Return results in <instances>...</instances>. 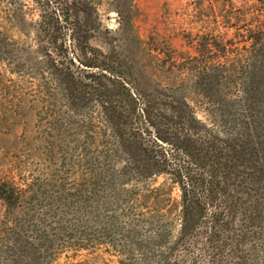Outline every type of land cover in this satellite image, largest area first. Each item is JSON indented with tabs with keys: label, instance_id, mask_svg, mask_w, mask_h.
<instances>
[{
	"label": "rangeland",
	"instance_id": "1",
	"mask_svg": "<svg viewBox=\"0 0 264 264\" xmlns=\"http://www.w3.org/2000/svg\"><path fill=\"white\" fill-rule=\"evenodd\" d=\"M256 5L0 0V264H264Z\"/></svg>",
	"mask_w": 264,
	"mask_h": 264
},
{
	"label": "trees",
	"instance_id": "2",
	"mask_svg": "<svg viewBox=\"0 0 264 264\" xmlns=\"http://www.w3.org/2000/svg\"><path fill=\"white\" fill-rule=\"evenodd\" d=\"M264 13V0H257V5L255 6V9H253V12H248L247 15L252 17L256 14L257 19H260V17L263 18ZM258 24V23H256ZM246 32H248V36H243L244 39H246V43L249 42V49L250 52L247 54L246 58L252 62L253 58H260L264 57V25L262 26L257 25L249 28ZM249 68L248 70L254 71V67L250 66L249 64L247 66ZM247 68L245 70H247ZM262 77L264 79V69L261 71ZM254 73V72H253ZM2 188H0V200L5 208H12L11 211H14L17 208V205L22 200L20 194L15 191V188H13L10 184L3 183ZM186 200V199H185ZM7 208V209H8Z\"/></svg>",
	"mask_w": 264,
	"mask_h": 264
},
{
	"label": "water",
	"instance_id": "3",
	"mask_svg": "<svg viewBox=\"0 0 264 264\" xmlns=\"http://www.w3.org/2000/svg\"><path fill=\"white\" fill-rule=\"evenodd\" d=\"M111 21V23H114V20H110Z\"/></svg>",
	"mask_w": 264,
	"mask_h": 264
}]
</instances>
